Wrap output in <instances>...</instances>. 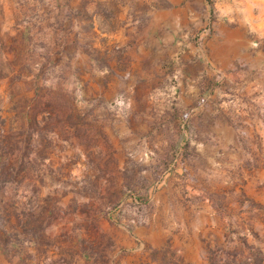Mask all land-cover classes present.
<instances>
[{
	"label": "rangeland",
	"instance_id": "374dc122",
	"mask_svg": "<svg viewBox=\"0 0 264 264\" xmlns=\"http://www.w3.org/2000/svg\"><path fill=\"white\" fill-rule=\"evenodd\" d=\"M0 264H264V0H0Z\"/></svg>",
	"mask_w": 264,
	"mask_h": 264
}]
</instances>
